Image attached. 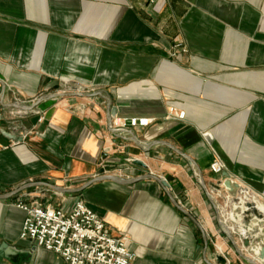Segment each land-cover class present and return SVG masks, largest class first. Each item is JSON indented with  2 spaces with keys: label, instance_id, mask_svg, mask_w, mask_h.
Segmentation results:
<instances>
[{
  "label": "crops",
  "instance_id": "1",
  "mask_svg": "<svg viewBox=\"0 0 264 264\" xmlns=\"http://www.w3.org/2000/svg\"><path fill=\"white\" fill-rule=\"evenodd\" d=\"M263 191L264 0H0V264H67L17 204L78 200L133 264H253Z\"/></svg>",
  "mask_w": 264,
  "mask_h": 264
},
{
  "label": "built area",
  "instance_id": "2",
  "mask_svg": "<svg viewBox=\"0 0 264 264\" xmlns=\"http://www.w3.org/2000/svg\"><path fill=\"white\" fill-rule=\"evenodd\" d=\"M156 1L151 0V3ZM178 50L186 51L182 44H177L171 54L175 55ZM177 117L183 119L185 112H179ZM150 123L151 119L147 117H115L110 127L120 132L128 128L147 127ZM210 167L218 175L226 171V165L220 159H215ZM223 183L224 178L221 186H224ZM237 184L239 188L240 184ZM259 196L264 199V191ZM17 206L25 212L21 238L59 254L67 264H133L136 258L127 237L113 236L106 222L83 201L78 200L72 206L52 207L38 201L29 204L20 202ZM259 216L263 220L264 211L259 212ZM221 219L226 222L229 233L239 232L236 224L229 225L223 214ZM247 228L252 230L253 227L249 224ZM259 228L258 236L264 238V227ZM253 260L255 264H262L255 256Z\"/></svg>",
  "mask_w": 264,
  "mask_h": 264
},
{
  "label": "water",
  "instance_id": "3",
  "mask_svg": "<svg viewBox=\"0 0 264 264\" xmlns=\"http://www.w3.org/2000/svg\"><path fill=\"white\" fill-rule=\"evenodd\" d=\"M87 95V96H91L93 94H85V93H78V92H73V93H66V92H63V93H56V94H53L51 96H49L50 98H54V97H59V96H66V95ZM48 97V96H46ZM42 99H39L36 103L33 104V107L37 106L40 102H41ZM105 170H111L110 167H107ZM105 170H102V173H104ZM223 175V178H224V186L226 187V189L228 190V192L230 193V195L232 196H236L237 195V191H238V184L237 183H234L232 181V179L230 178V175L227 171H224L222 173ZM151 178H154L158 181H160L163 185L165 186H168L169 184L165 181V180H161L160 178H158L157 176L155 175H150ZM108 179H111V180H114V181H117V182H122L118 177L116 176H107ZM133 181H127V183H131ZM59 190L62 191V189L58 188ZM4 196H1L0 195V199H3ZM223 226L228 229V227L226 226V224H223ZM243 237V244L245 247H248L250 248V250L253 252L254 256L256 259L260 260L262 264H264V241H261L259 242L258 240H254L253 242L251 241V239H249L247 236H245L244 234L242 235ZM237 250L238 252H240L239 248L237 247ZM15 253L5 247V252H4V255L8 256V255H14ZM245 258H247L248 260H250L253 264H255V261L254 260H251V258H249L248 256H245ZM217 260L218 262L222 263V264H226L228 261H227V258L222 256V255H219L217 257Z\"/></svg>",
  "mask_w": 264,
  "mask_h": 264
},
{
  "label": "bare ground",
  "instance_id": "4",
  "mask_svg": "<svg viewBox=\"0 0 264 264\" xmlns=\"http://www.w3.org/2000/svg\"><path fill=\"white\" fill-rule=\"evenodd\" d=\"M222 264V263H221ZM225 264V263H224ZM227 264V263H226Z\"/></svg>",
  "mask_w": 264,
  "mask_h": 264
}]
</instances>
